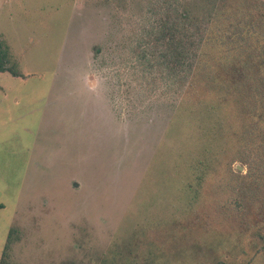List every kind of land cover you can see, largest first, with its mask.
<instances>
[{"label":"rangeland","instance_id":"obj_1","mask_svg":"<svg viewBox=\"0 0 264 264\" xmlns=\"http://www.w3.org/2000/svg\"><path fill=\"white\" fill-rule=\"evenodd\" d=\"M135 16L129 0H0L20 72H0L2 264H264V173L232 153L189 176L205 114L141 72Z\"/></svg>","mask_w":264,"mask_h":264},{"label":"trees","instance_id":"obj_2","mask_svg":"<svg viewBox=\"0 0 264 264\" xmlns=\"http://www.w3.org/2000/svg\"><path fill=\"white\" fill-rule=\"evenodd\" d=\"M129 2L145 21L134 51L141 72L175 84L189 116L205 114L189 176L203 179L207 163L232 153L264 173V0ZM0 72L20 75L1 42Z\"/></svg>","mask_w":264,"mask_h":264}]
</instances>
